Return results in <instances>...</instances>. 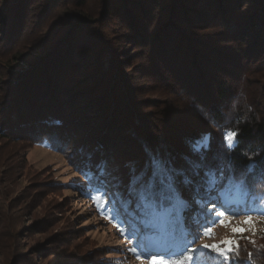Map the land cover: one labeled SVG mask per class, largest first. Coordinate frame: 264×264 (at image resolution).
Listing matches in <instances>:
<instances>
[{
  "label": "trees",
  "instance_id": "trees-1",
  "mask_svg": "<svg viewBox=\"0 0 264 264\" xmlns=\"http://www.w3.org/2000/svg\"><path fill=\"white\" fill-rule=\"evenodd\" d=\"M64 1L44 0L47 4L44 11ZM67 1L83 10L88 0ZM14 2L25 9L30 0ZM104 8L102 16L71 13L65 28L53 30L36 47L38 55L14 53L7 69L8 78L4 80L7 105L2 109L0 133L24 136L32 144L45 143L52 150L71 154L70 161L82 173L84 182L80 185L87 184L92 191L100 190L95 197L115 190V198L111 197L110 201L111 211L119 216L125 213L130 215L127 217L136 216L137 224L147 221V215L135 196L129 201L131 170L150 173L153 155L163 157L177 169L187 168L188 160L199 158L191 144L207 134L210 141L209 150L203 153L204 165L216 168L221 162L217 156L223 152L239 176L248 164L245 153L264 154V103L258 101L260 97L255 101L249 99L245 104L240 101L235 112L230 106H222L223 99L228 98V74H231L228 78L239 79L245 76V70H264V0H103ZM151 9L154 13L150 18ZM109 11L110 16L114 14L133 26L132 33L126 34L131 38V45L138 40L151 44L153 66L162 68L157 75L172 77L185 98L193 97L198 102L194 105L202 112L214 113L221 127L204 118L199 121L181 118L179 123H174L176 127L171 126L174 131L169 135L155 117L140 112L143 109L136 107L139 100L134 98L132 89L114 74L111 61L122 58L115 56L109 62L103 61L111 49L101 53L106 43L98 44L96 33L84 36L85 44L75 41L80 29L83 34H91L98 24L104 28V22L110 18ZM4 19L7 20L0 15V35L5 38L10 32L9 37L13 39L11 32L14 34L15 29L8 30L5 24L9 20L3 22ZM228 43L237 47L231 50ZM77 51L85 55L81 57ZM79 81L81 85L74 87ZM84 106L97 114L95 121L86 123L89 115L82 110ZM247 108L252 111L246 114ZM232 126L240 131L239 146L228 154L219 141L222 128ZM81 127H85L88 136L83 141L77 137ZM174 134H178L177 138ZM256 159L264 168V159L261 156ZM224 181L228 182L224 186L226 198L234 192L227 172ZM249 182L253 185L250 199H257L254 187L264 183V171L258 169L249 177ZM181 191L185 197L195 194L191 188L181 187ZM100 201H104L103 207L108 197ZM129 203L133 205L131 210ZM148 231L157 232L154 228Z\"/></svg>",
  "mask_w": 264,
  "mask_h": 264
},
{
  "label": "rangeland",
  "instance_id": "rangeland-1",
  "mask_svg": "<svg viewBox=\"0 0 264 264\" xmlns=\"http://www.w3.org/2000/svg\"><path fill=\"white\" fill-rule=\"evenodd\" d=\"M43 1L30 0L26 8L21 9L14 0H0V15L9 20L8 24L7 20H3L6 22L5 27L8 30L15 29L14 34L11 32L13 39L9 37L10 32L6 33L5 38L0 35V117L3 115V107L7 105L4 80L8 78L7 69L14 53L17 55L27 52L36 56V47L45 42L53 30L65 28L71 13L81 16L91 14L94 17L99 14L102 16L101 12L106 9L102 10L103 0H88L85 10H80L66 0L44 11L47 4ZM148 13L151 18L154 12L151 9ZM259 13L262 14V11ZM106 23L104 22V28L100 24L94 26L91 34H83L80 29L81 33L79 32L75 41L85 44L84 36L96 33L94 37L97 43H106L101 53L111 49L104 54L103 61L109 62L115 56L122 58L120 61H111L114 63L113 71L116 79L120 78L123 84H128L132 89L134 98L139 100L136 107L143 109L140 112H146L153 119L155 117L164 126L162 129L170 132L169 135H172L173 127H176L174 123H179L181 118L193 121L203 118L202 114L198 115L202 111L194 105L198 102L191 96L185 98L172 77L160 78L157 75L156 72L162 68L153 66L151 44L138 40L131 45V38L126 34L132 33L133 26L114 14L108 17ZM145 25H149L147 19ZM106 26L108 28L105 29ZM149 29H152V24ZM77 47L79 48L78 45ZM227 47L232 50L237 46L228 43ZM77 53L81 57L85 55L80 51ZM245 72V76L239 79L237 76L228 78L231 74L226 75L229 91L228 98H222L223 107L230 106L228 108L233 109L240 101L245 104L249 99L255 101L257 96L260 97L258 101L264 103V70L257 72L248 69ZM79 85L81 81L73 86ZM190 104L194 106L191 107ZM85 107L82 110H86L84 113H88L87 117L91 119L86 123L95 121L97 114ZM88 127L90 125L86 128ZM84 128L77 130L80 141L88 137ZM89 131L88 129L87 132ZM176 135L178 134L173 136L177 138ZM214 142L218 144V141ZM70 159L71 154L52 150L45 143L32 144L24 136L0 133V264H140L128 251L130 246L116 227V222L119 221L122 222L121 227L135 229L136 216L115 214L111 211L110 202L102 207L101 203L104 201L93 199L100 191L89 190L87 184L80 185L83 181L82 173ZM232 188L233 195L226 196L225 201L242 203L247 193L234 186ZM254 189L258 193L257 199L264 196V183L255 184ZM105 192L108 194V201H111L115 190ZM188 197L195 199L196 194L190 193ZM197 214L194 211L186 214L190 217L189 223L195 221ZM110 215L115 216L116 220L108 219ZM242 218L237 217L232 224ZM257 227L264 228V223ZM155 230L157 232L148 231L144 238L147 243L160 246V232L159 229ZM214 233V237L198 240L197 244H211L225 236H232L230 228L219 225L214 227ZM244 235L249 236L250 233ZM255 240V246L243 238L239 240L241 260L246 258L247 252L255 253L260 248L262 254L257 264H264L262 234L258 233Z\"/></svg>",
  "mask_w": 264,
  "mask_h": 264
},
{
  "label": "snow or ice",
  "instance_id": "snow-or-ice-1",
  "mask_svg": "<svg viewBox=\"0 0 264 264\" xmlns=\"http://www.w3.org/2000/svg\"><path fill=\"white\" fill-rule=\"evenodd\" d=\"M232 111H236L235 106ZM251 111V108H247L246 114ZM202 116L208 122L221 127L214 113L205 111ZM221 135V148H226L228 154H231L239 146L238 127H223ZM209 141L210 136L206 134L191 144L194 154L199 158L188 160L187 168L177 169L163 157L153 155L150 173L131 170L129 201L133 196L136 197L145 209L147 221L138 222L135 229L121 227L122 222L117 221L116 227L130 246L128 251L140 264H257L262 254L261 249L257 248L255 253L247 252L246 261L241 260L239 240L243 238L255 246L258 233L264 238V228L257 227L258 224L264 223V196L250 199L253 185L249 182V177L258 169L264 171V168L260 167V161L256 159L257 156L264 159V154L245 153L248 164L237 176L230 159L223 152L217 156L221 162L216 168L204 165L203 153L209 150ZM226 172L228 181L235 188L247 192L242 203L225 201L224 186L228 183L224 181ZM181 187L191 188L196 198L185 197ZM107 195L105 192L103 196L93 199H103ZM123 199L122 196L121 200ZM132 207L129 203V210ZM189 211L198 213L195 221L191 223L190 217L186 216ZM240 216L243 218L232 224V221ZM107 218L116 220L113 215ZM217 225L230 228L232 236H225L211 244H197L198 240L214 237V227ZM150 228L159 229L160 246L145 241L144 235ZM245 233L250 235L245 236ZM205 257L208 259L205 260Z\"/></svg>",
  "mask_w": 264,
  "mask_h": 264
}]
</instances>
